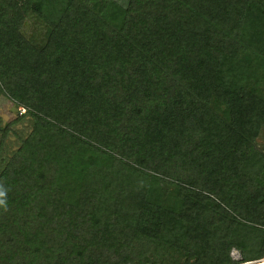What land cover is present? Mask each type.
I'll use <instances>...</instances> for the list:
<instances>
[{"label": "trees", "instance_id": "1", "mask_svg": "<svg viewBox=\"0 0 264 264\" xmlns=\"http://www.w3.org/2000/svg\"><path fill=\"white\" fill-rule=\"evenodd\" d=\"M0 96V264L264 258V0H0Z\"/></svg>", "mask_w": 264, "mask_h": 264}, {"label": "rangeland", "instance_id": "2", "mask_svg": "<svg viewBox=\"0 0 264 264\" xmlns=\"http://www.w3.org/2000/svg\"><path fill=\"white\" fill-rule=\"evenodd\" d=\"M115 1L121 5L125 4V0ZM31 20L32 19L27 20V29H29L30 27L29 24L31 23ZM38 28L39 26L37 24V31L35 32L36 35H38V32L40 34L42 26L39 28V30ZM210 105L220 115L225 118L227 117V109L224 105H222L213 98L210 100ZM30 125L31 119L27 115H25L23 108L14 105V103L10 101L7 97L0 96V169L6 162L8 156L18 146L20 139L28 133ZM254 144L259 151L264 153V129L259 130L257 136L254 139ZM160 185L165 190L169 189V186L162 182L160 183ZM229 256L233 260H239L241 257L239 252L234 248L230 250ZM261 260H264V258L248 261L245 263L253 264L250 262H261Z\"/></svg>", "mask_w": 264, "mask_h": 264}, {"label": "water", "instance_id": "3", "mask_svg": "<svg viewBox=\"0 0 264 264\" xmlns=\"http://www.w3.org/2000/svg\"><path fill=\"white\" fill-rule=\"evenodd\" d=\"M244 264H246V263H244Z\"/></svg>", "mask_w": 264, "mask_h": 264}]
</instances>
